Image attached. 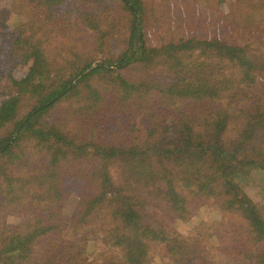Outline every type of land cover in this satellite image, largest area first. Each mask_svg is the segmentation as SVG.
<instances>
[{"label": "trees", "instance_id": "obj_1", "mask_svg": "<svg viewBox=\"0 0 264 264\" xmlns=\"http://www.w3.org/2000/svg\"><path fill=\"white\" fill-rule=\"evenodd\" d=\"M90 1L44 0L50 13L78 11L82 32L96 29L78 65L52 76L18 34L32 63L21 78L9 73L0 102V209L30 215L21 228L0 222V264H140L149 247L180 264L212 258L216 248L169 234L147 212L188 220L203 200L227 213L230 251L264 264V203L244 191L241 170L264 173V83L254 79L264 64L218 38L150 45L142 0H118L129 18L103 26ZM59 106L63 121L46 122ZM63 209L76 211L65 221Z\"/></svg>", "mask_w": 264, "mask_h": 264}, {"label": "rangeland", "instance_id": "obj_2", "mask_svg": "<svg viewBox=\"0 0 264 264\" xmlns=\"http://www.w3.org/2000/svg\"><path fill=\"white\" fill-rule=\"evenodd\" d=\"M142 3L143 32L148 44L158 46L180 37L204 40L218 38L243 46L257 64H264V0H142ZM82 5L92 8L90 13L95 18L101 16L100 26L126 21L129 18L128 10L118 0H96L94 4L90 1ZM58 9L57 13H50L44 0H0V65L3 66L0 68V102L9 91V73L14 78H21L28 72L32 63V58H24V54H28L29 44L17 39L18 34L20 38H27L29 35L31 43L37 44L42 58L49 65L47 70L53 72L52 76L55 75L54 68H57V65L66 67L80 63L81 59L78 57L86 52L84 48L88 45L84 40L96 29L82 32L87 28V23H83L78 11L70 13L64 12L61 7ZM126 35L127 29H124L121 38L117 39L123 41ZM121 43H118V49L97 48L94 55L113 54V51L119 50ZM75 55H78L77 58ZM254 75L256 82L264 83L263 69H257ZM67 104L69 105L65 102L63 106ZM62 116L64 112L60 111V106L55 107L46 114L45 121L51 124L60 123L63 121ZM234 130L233 128L230 133ZM241 170L244 191L255 202L264 203V173L250 166ZM87 196L88 191L83 189L80 200L85 201ZM200 203L201 206H194L196 213L188 220L180 221L170 213L155 207L148 208L147 212L169 234L188 237L197 235L199 244L217 249L212 258L192 257V264H222L218 259L226 258L221 252L223 248L228 251V256L232 257L226 258L228 264H249L246 259L239 258V255L230 251L237 243L228 242L225 238L228 228L227 213L221 211L216 203L204 200ZM74 209L71 212L63 209L62 218L68 221L81 207ZM199 211L201 213H198ZM29 213L26 209L16 208V212L14 208L11 212L0 209V222L5 221L9 226L18 225L21 228L27 223ZM84 238L92 240L94 237L87 232L84 233ZM146 255L140 264H180L165 257L161 250L152 247H149Z\"/></svg>", "mask_w": 264, "mask_h": 264}]
</instances>
